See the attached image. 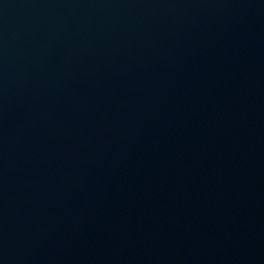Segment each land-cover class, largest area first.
Here are the masks:
<instances>
[{"label":"water","instance_id":"water-1","mask_svg":"<svg viewBox=\"0 0 264 264\" xmlns=\"http://www.w3.org/2000/svg\"><path fill=\"white\" fill-rule=\"evenodd\" d=\"M0 264H264V0H0Z\"/></svg>","mask_w":264,"mask_h":264}]
</instances>
